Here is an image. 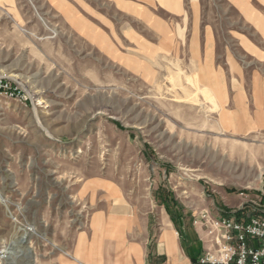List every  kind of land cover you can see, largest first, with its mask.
Listing matches in <instances>:
<instances>
[{"label": "rangeland", "instance_id": "rangeland-1", "mask_svg": "<svg viewBox=\"0 0 264 264\" xmlns=\"http://www.w3.org/2000/svg\"><path fill=\"white\" fill-rule=\"evenodd\" d=\"M0 80V264H79L114 204L200 240L264 188V0H0Z\"/></svg>", "mask_w": 264, "mask_h": 264}, {"label": "crops", "instance_id": "crops-1", "mask_svg": "<svg viewBox=\"0 0 264 264\" xmlns=\"http://www.w3.org/2000/svg\"><path fill=\"white\" fill-rule=\"evenodd\" d=\"M153 211H133L122 204L99 208L92 214L89 226L76 235L74 246L77 253L83 248H91L87 249L89 252H85L83 259L76 262L193 264L192 256L203 252L201 239L196 240L191 235L184 243L172 219L163 224L156 237L155 225L150 221ZM168 215L171 214L168 212Z\"/></svg>", "mask_w": 264, "mask_h": 264}, {"label": "built area", "instance_id": "built-area-1", "mask_svg": "<svg viewBox=\"0 0 264 264\" xmlns=\"http://www.w3.org/2000/svg\"><path fill=\"white\" fill-rule=\"evenodd\" d=\"M3 81L0 90L20 96L18 88ZM248 200L249 208L236 213L207 209L198 213L195 223L205 234L201 232L199 264H264V188Z\"/></svg>", "mask_w": 264, "mask_h": 264}, {"label": "bare ground", "instance_id": "bare-ground-1", "mask_svg": "<svg viewBox=\"0 0 264 264\" xmlns=\"http://www.w3.org/2000/svg\"><path fill=\"white\" fill-rule=\"evenodd\" d=\"M188 92V91H187ZM176 232L174 231V234H175ZM168 238V237H167ZM169 239V238H168ZM12 249L9 251V252H12V254H10V255H4V257L6 258V259H11V260H14V258H17L19 255H20V251H22L23 252V256L25 257H33V251L30 249V247H25L24 246V242H18V245L17 246H15V247H11ZM8 251H7V253H9ZM26 259H28V258H26ZM33 261V260H32ZM13 261H11L10 263H12Z\"/></svg>", "mask_w": 264, "mask_h": 264}, {"label": "trees", "instance_id": "trees-1", "mask_svg": "<svg viewBox=\"0 0 264 264\" xmlns=\"http://www.w3.org/2000/svg\"><path fill=\"white\" fill-rule=\"evenodd\" d=\"M200 253H201V252H199V254H197V255L192 256L193 264H198V257H199V255H200Z\"/></svg>", "mask_w": 264, "mask_h": 264}]
</instances>
